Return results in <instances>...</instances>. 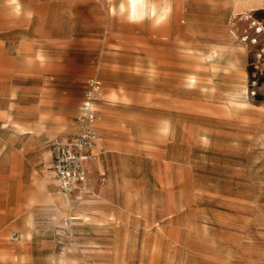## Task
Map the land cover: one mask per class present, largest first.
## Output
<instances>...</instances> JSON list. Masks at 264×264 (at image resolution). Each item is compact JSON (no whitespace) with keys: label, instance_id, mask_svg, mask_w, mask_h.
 I'll use <instances>...</instances> for the list:
<instances>
[{"label":"rangeland","instance_id":"rangeland-1","mask_svg":"<svg viewBox=\"0 0 264 264\" xmlns=\"http://www.w3.org/2000/svg\"><path fill=\"white\" fill-rule=\"evenodd\" d=\"M91 77L68 194L47 142ZM0 264H264V0H0Z\"/></svg>","mask_w":264,"mask_h":264},{"label":"built area","instance_id":"built-area-1","mask_svg":"<svg viewBox=\"0 0 264 264\" xmlns=\"http://www.w3.org/2000/svg\"><path fill=\"white\" fill-rule=\"evenodd\" d=\"M101 80L91 77L74 117V132L65 139L47 142L55 185L60 192L68 194L90 193V166L98 159L96 142V107L100 100Z\"/></svg>","mask_w":264,"mask_h":264},{"label":"bare ground","instance_id":"bare-ground-1","mask_svg":"<svg viewBox=\"0 0 264 264\" xmlns=\"http://www.w3.org/2000/svg\"><path fill=\"white\" fill-rule=\"evenodd\" d=\"M147 2L148 0H126L128 17L135 20L142 18L146 11Z\"/></svg>","mask_w":264,"mask_h":264},{"label":"crops","instance_id":"crops-1","mask_svg":"<svg viewBox=\"0 0 264 264\" xmlns=\"http://www.w3.org/2000/svg\"><path fill=\"white\" fill-rule=\"evenodd\" d=\"M96 118H97V116H96ZM95 126H96V122H95ZM96 131H97L98 139H99V133H98L97 126H96ZM67 138H68V137H67ZM98 139H97V141H98ZM96 151L98 152V159H99V158H100V155H101V153H102V151H101V147L98 146V143H97V142H96Z\"/></svg>","mask_w":264,"mask_h":264}]
</instances>
